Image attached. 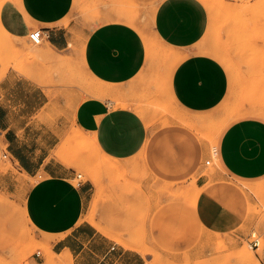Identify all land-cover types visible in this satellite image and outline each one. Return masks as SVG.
Wrapping results in <instances>:
<instances>
[{
    "label": "crops",
    "instance_id": "1",
    "mask_svg": "<svg viewBox=\"0 0 264 264\" xmlns=\"http://www.w3.org/2000/svg\"><path fill=\"white\" fill-rule=\"evenodd\" d=\"M130 1L140 6L141 19L149 14L148 21L140 22L122 12L109 13L99 7L100 0L95 3L103 19L85 38L82 58L92 77L112 89L114 101L90 98L80 102L74 123L89 136L84 144L94 147L105 160L141 158L161 182L189 184L188 200L166 202L154 211L148 237L161 248H190L201 230L218 234L238 230L247 214L248 193L264 189V117L243 111L221 129L216 145L210 148L199 129L217 120L219 115L214 112L229 98L232 80L218 60L197 50L208 30V9L201 0ZM87 3L2 0L0 26L15 41L42 30L49 49L64 51L74 41L72 24L66 27L64 22L74 8ZM152 42L177 54L171 72L158 77L164 100L173 104L170 111L174 116H166L167 125H150L153 116H144L134 100L140 90L148 88L154 72V64L149 62ZM43 54L50 62L60 61L49 51ZM11 103L2 86L0 131L11 161L29 178L44 175L26 196L30 225L54 240V253L72 257L74 264H145L147 254L139 248L120 246L92 224L82 222L93 188L91 183L75 185L68 166L53 155L65 127L57 125L51 130L56 143H49L51 135L46 140L48 147H38L43 136L32 137L30 123L15 132L7 122L27 116L32 119L35 113L13 112ZM209 158L218 169L213 174L204 172V163L212 164H207Z\"/></svg>",
    "mask_w": 264,
    "mask_h": 264
},
{
    "label": "rangeland",
    "instance_id": "2",
    "mask_svg": "<svg viewBox=\"0 0 264 264\" xmlns=\"http://www.w3.org/2000/svg\"><path fill=\"white\" fill-rule=\"evenodd\" d=\"M84 1L89 2V8H74L64 22L66 27L72 24L74 35L67 50L49 49L45 43L37 46L29 38L10 40L0 30V93L3 86L13 112L35 113L32 119L27 115L25 119H9L8 125L17 132L30 123L32 137L43 136L36 143L41 148L49 146L46 140L52 135L51 130H56L57 125L65 127L53 155L68 166L75 185L77 176L82 175L83 183H91L93 188L92 202L82 222L92 224L120 246L139 248L147 254L145 264H242L239 260L243 254L249 258L248 264H264L263 190L248 193L247 214L238 230L226 234L201 230L190 248H161L148 237L149 221L164 203L188 200L185 196L189 184L161 182L141 158L108 161L94 147L84 144L89 136L74 123L78 104L90 98L114 101L109 92L112 89L92 77L82 58L85 38L103 19L99 7L109 13L122 12L140 22L150 18L148 14L141 19L140 6L130 0H100L98 8L92 0ZM201 1L209 12V26L197 50L218 60L232 80L229 98L214 112L219 115L217 120L202 124L199 129L201 138L213 148L221 129L243 111L264 117V0ZM47 51L60 61L46 59L43 52ZM173 57L172 50L156 42L150 45L149 62L154 64L151 87L148 85L134 96L144 116H153L149 117L150 125H167L166 116H174L170 111L173 104L164 100L158 82V77L170 73L177 64ZM7 78L10 81L3 85ZM52 136L50 144L56 143ZM208 160L212 164L204 163V172L213 174L217 166L214 160ZM41 178L43 174L29 178L11 161L5 135L0 131V264H35L39 251L40 264H74L72 257L54 253V240L33 228L27 218L28 190ZM254 240L259 241V246L251 248Z\"/></svg>",
    "mask_w": 264,
    "mask_h": 264
},
{
    "label": "built area",
    "instance_id": "3",
    "mask_svg": "<svg viewBox=\"0 0 264 264\" xmlns=\"http://www.w3.org/2000/svg\"><path fill=\"white\" fill-rule=\"evenodd\" d=\"M29 39L34 45L39 46V45H42L44 43L45 35H44L42 30H36V31L30 33ZM4 157L8 158V155L5 154ZM210 163H211V161L207 162L208 165ZM76 179H78V184L77 185L80 186L83 183L82 175H78ZM258 246H259V241L258 240H254L253 242H251V248H256ZM41 255H42V253L40 251L36 253L35 264H40L38 262V260L41 259Z\"/></svg>",
    "mask_w": 264,
    "mask_h": 264
},
{
    "label": "bare ground",
    "instance_id": "4",
    "mask_svg": "<svg viewBox=\"0 0 264 264\" xmlns=\"http://www.w3.org/2000/svg\"><path fill=\"white\" fill-rule=\"evenodd\" d=\"M119 1V0H118ZM97 2H98V0H97ZM96 1L94 2V0H93V3H97ZM101 2V1H100ZM100 2H98V3H100ZM120 2V1H119ZM92 3V2H91ZM92 3V4H93ZM122 3V2H121ZM87 4H89V3H87ZM125 4H126V2H125ZM89 5H87V7H88ZM94 6V8H95V4L93 5ZM126 6H129V4L127 3V5ZM131 7V6H130ZM89 8V7H88ZM123 8H124V6H123ZM153 10V9H152ZM118 16V15H117ZM0 30H1V32L4 34V30H3V28L0 26ZM165 53V52H164ZM170 55V54H169ZM177 55V54H176ZM171 56H173L172 54H171ZM169 58H171V57H169ZM175 58V60H176V56H175V54H174V57H173V59ZM103 91H104V89H103ZM108 92V91H107ZM110 92V91H109ZM263 191H264V189H263ZM195 196V195H194ZM188 198V196L186 195L185 196V199H187ZM193 199V198H192ZM242 254H243V251H242ZM250 257V256H249ZM248 257H246L244 254L243 255H241L240 256V262L242 263V264H248V259H247ZM250 259H251V257H250ZM253 264V263H252ZM257 264V263H256Z\"/></svg>",
    "mask_w": 264,
    "mask_h": 264
}]
</instances>
